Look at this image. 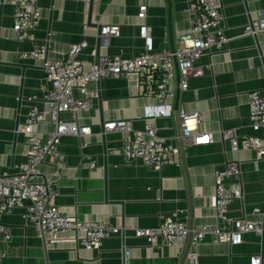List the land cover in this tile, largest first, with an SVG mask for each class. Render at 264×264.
<instances>
[{"label":"crops","instance_id":"1","mask_svg":"<svg viewBox=\"0 0 264 264\" xmlns=\"http://www.w3.org/2000/svg\"><path fill=\"white\" fill-rule=\"evenodd\" d=\"M12 1L0 0V168L15 174L27 151L25 135L16 128L30 107L45 108L41 87L45 71L42 59L19 56L32 46L13 30ZM37 4L40 19L34 35L45 44V57L63 58L72 44L86 41L88 46L79 55L85 69L91 67L93 51L104 57H132L143 51L145 41L139 33L144 24L152 50L176 48L193 16L186 0H37ZM143 4L148 8L145 19L137 16ZM221 12L227 46L198 59L204 75L189 78L185 90L180 89L175 71L167 99L170 113L153 119L158 133L180 146L182 105L186 114L202 116L196 131L211 133L212 142L183 147L176 160L160 170L127 164L118 151L133 132L102 133L103 124L125 120L133 131L141 130L151 120L145 108L157 100L146 95L144 73L89 84L100 97L89 110L78 112V120L89 125L91 132L62 136L57 151L64 153V161L56 154L49 156L39 165L35 181L51 180L52 201L65 213L85 222L123 227V234L88 250L80 244L81 235L70 230L54 236L39 234L25 222V209L17 208L2 216L10 236L0 240V249L6 252L2 264H249L254 254L261 255L264 264V237L254 232L245 233L237 245L215 242L213 235H207L195 249L190 239L171 246L159 240L150 245L134 237L130 228L157 227L174 212L190 226L216 225L214 170L232 158L241 161L242 198L230 203L229 216L252 221L264 213V158L256 159L255 152L243 146V137L260 134L249 119V94L259 91L264 97V32L243 35V29L249 20L264 15V0H221ZM101 24L118 25L119 35L100 42ZM74 93L81 97L79 90ZM70 117L67 112L60 114V119ZM53 129L50 115L34 126L42 140ZM225 129H233L240 137L238 153L229 151V142L221 134ZM89 158L96 161L93 169L83 166Z\"/></svg>","mask_w":264,"mask_h":264},{"label":"built area","instance_id":"2","mask_svg":"<svg viewBox=\"0 0 264 264\" xmlns=\"http://www.w3.org/2000/svg\"><path fill=\"white\" fill-rule=\"evenodd\" d=\"M193 16L187 31L179 37L176 48L152 50L149 28L141 26L139 36L144 39V49L132 57L113 55L104 57L93 51V62L85 69L79 58L80 53L88 46L86 41L72 44L63 58L47 59L46 46L34 35L40 16L37 0H13V30L18 39L28 41L32 48L20 53V58L42 59L41 66L45 71L44 91L45 108L39 110L32 106L25 115L24 121L17 126L16 132L25 135L27 151L25 161L18 167L15 174L0 168V240L9 239V230L2 222V216L17 208H24V220L44 235L54 236L59 231L70 230L80 234V244L88 250L99 249L103 240L111 236L123 234V227L99 222H85L65 213L57 206L52 197L54 191L50 179L35 181L39 174L38 167L51 155H58L64 161L63 152L57 151L60 139L64 135L82 136L91 132L89 125L80 124L79 111H87L94 99L98 97V89L88 85L102 78L127 76L131 73H144L145 84L148 86L146 95L157 100L155 105L145 108V115L151 119L141 130L133 131L130 123L125 120H114L103 124L104 132L121 130L133 132V137L126 139L119 153L125 163H140L147 168L160 170L172 163L179 156L183 147L198 146L212 142L211 133L197 132L196 124L202 120L197 113L186 114L182 105L179 108V140L180 146L172 145L169 140L158 133L153 119L166 116L171 107L167 102L172 95V81L175 71L179 78V87L185 90L188 79L204 75V67L197 64L198 59L211 50H221L227 46L229 39L224 33V16L221 12V0H186ZM147 5L139 7L137 16L145 19ZM264 32V15L249 20L243 29V35ZM118 25H99L98 37L103 40L109 36H118ZM156 78V79H154ZM155 84L153 85H148ZM152 87V88H150ZM79 90L81 97L74 93ZM249 119L251 126L259 130V135L243 137V146L255 152L256 159L264 158V97L259 91L249 94ZM67 112L69 119H60V114ZM50 115L54 129L42 140L34 126ZM192 122V124H191ZM222 138L229 142V151L238 153L241 149L239 136L233 129L221 131ZM88 158V157H87ZM83 166L89 169L96 167L94 159H86ZM57 174V171L55 172ZM241 161L236 158L227 159L221 169L214 170V209L217 224L213 227L190 226L179 218L177 212L165 216L154 228L130 227L133 236L144 238L153 245L158 240L166 246L183 243L190 239L196 249L207 235H213L214 241L237 245L242 243L243 235L254 232L264 233V213L252 221L245 217H230L229 205L235 199L242 198ZM28 202V204H25ZM262 237V236H261ZM6 252L0 249V264ZM249 264H261V255L254 254Z\"/></svg>","mask_w":264,"mask_h":264},{"label":"water","instance_id":"3","mask_svg":"<svg viewBox=\"0 0 264 264\" xmlns=\"http://www.w3.org/2000/svg\"><path fill=\"white\" fill-rule=\"evenodd\" d=\"M99 38V41L101 42V41H103V39L101 38V37H98ZM142 77H144V76H142ZM154 79H156V78H154ZM100 81V80H99ZM99 81H97L96 83L98 84L99 83ZM100 97V95H99V93H98V98ZM17 129V128H16ZM102 133H104V129H103V127H102ZM262 237H264V233H262V235H261ZM122 238H123V236H122Z\"/></svg>","mask_w":264,"mask_h":264}]
</instances>
